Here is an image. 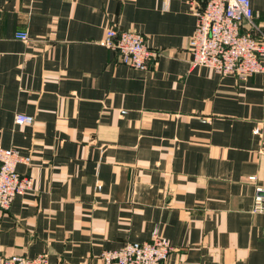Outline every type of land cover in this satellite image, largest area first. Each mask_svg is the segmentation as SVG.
I'll return each mask as SVG.
<instances>
[{
    "label": "crops",
    "instance_id": "0c3cea01",
    "mask_svg": "<svg viewBox=\"0 0 264 264\" xmlns=\"http://www.w3.org/2000/svg\"><path fill=\"white\" fill-rule=\"evenodd\" d=\"M189 2L0 0V146L29 156L16 169L33 179L0 210V255L103 264L157 229L173 248L165 264H264V212L251 211L264 74L193 67ZM250 3L264 34V0ZM109 28L140 33L157 56L122 64L100 44Z\"/></svg>",
    "mask_w": 264,
    "mask_h": 264
},
{
    "label": "built area",
    "instance_id": "2783aa9c",
    "mask_svg": "<svg viewBox=\"0 0 264 264\" xmlns=\"http://www.w3.org/2000/svg\"><path fill=\"white\" fill-rule=\"evenodd\" d=\"M189 11L195 16V28L188 41L190 64L205 67L219 76H235L245 80L256 74H264V34L255 22L250 0H207L198 7L192 0ZM16 39L27 42L24 31L14 34ZM100 44L115 51L120 62L136 70L147 68L148 62L157 56L135 31L106 30ZM32 116L17 113L16 125H29ZM30 157L16 148L0 146V210L10 208L17 196L33 189L31 176H22L17 165H28ZM252 213L264 212V188L257 187L251 206ZM173 248L169 240L157 229L145 242H128L116 250L101 254L103 264H165ZM0 264H49L45 253L32 259L23 256L0 255Z\"/></svg>",
    "mask_w": 264,
    "mask_h": 264
}]
</instances>
